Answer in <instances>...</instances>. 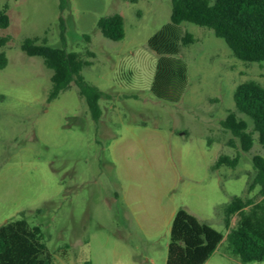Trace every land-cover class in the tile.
<instances>
[{"label": "rangeland", "instance_id": "rangeland-1", "mask_svg": "<svg viewBox=\"0 0 264 264\" xmlns=\"http://www.w3.org/2000/svg\"><path fill=\"white\" fill-rule=\"evenodd\" d=\"M10 17L0 36L8 63L0 69V224L26 218L40 225L55 264H166L174 213L183 208L225 237L205 264H244L230 251L225 206L247 192L257 142L243 151L222 125L237 110L235 88L264 87V61L236 58L213 30L179 26L194 42L179 56L187 65L178 102L151 90L158 55L149 39L171 23V0H0ZM121 14L125 36L105 37L102 16ZM27 37L76 51L91 62L82 74L107 93L92 117L72 82L49 101L52 70L29 56ZM220 155L235 167L215 168ZM233 216L232 226L238 221ZM247 264H264L250 262Z\"/></svg>", "mask_w": 264, "mask_h": 264}, {"label": "trees", "instance_id": "trees-1", "mask_svg": "<svg viewBox=\"0 0 264 264\" xmlns=\"http://www.w3.org/2000/svg\"><path fill=\"white\" fill-rule=\"evenodd\" d=\"M171 23L156 32L148 41L149 48L158 55V63L151 90L167 102H178L186 87L187 65L179 56L183 46L194 42L190 32L180 34L179 26L191 22L213 30L225 40L234 56L242 61H264V0H171ZM63 10L67 0H60ZM10 17L6 7L0 9V27L7 28ZM97 26L111 40L125 36L124 18L121 14L102 16ZM11 40L10 35L0 36V48ZM21 49L29 56L43 59L52 70V89L48 100L58 97L61 91L74 82L86 98L92 117L98 120L102 109L100 100L109 95L89 83L82 74L91 64L80 53L48 44L46 38L27 37ZM8 59L0 52V69ZM237 110L252 122L230 111L222 125L240 140L243 151H250L255 143L264 147V87L249 80L234 90ZM239 156L220 155L215 168L222 165L237 166ZM254 173L247 192L259 187L258 197L233 196L225 206L224 224L228 231L226 240L230 251L244 264L264 261V155L252 158ZM238 215L232 226L233 216ZM225 235L207 223L200 222L193 214L180 208L175 213L171 230L166 264H205ZM0 264H55L54 255L44 242L40 225L31 224L26 218L0 224Z\"/></svg>", "mask_w": 264, "mask_h": 264}, {"label": "crops", "instance_id": "crops-1", "mask_svg": "<svg viewBox=\"0 0 264 264\" xmlns=\"http://www.w3.org/2000/svg\"><path fill=\"white\" fill-rule=\"evenodd\" d=\"M176 212H177V211H176ZM176 212H175V213H176ZM175 213H174V215H175ZM173 217H174V216H173ZM227 232H228V231H227ZM226 236H227V235H226ZM166 262H167V259H166Z\"/></svg>", "mask_w": 264, "mask_h": 264}]
</instances>
